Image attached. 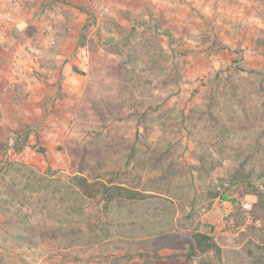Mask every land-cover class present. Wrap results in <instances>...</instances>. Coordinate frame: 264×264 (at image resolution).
<instances>
[{
    "label": "rangeland",
    "instance_id": "rangeland-1",
    "mask_svg": "<svg viewBox=\"0 0 264 264\" xmlns=\"http://www.w3.org/2000/svg\"><path fill=\"white\" fill-rule=\"evenodd\" d=\"M11 8L35 58L0 49V264H264V0Z\"/></svg>",
    "mask_w": 264,
    "mask_h": 264
},
{
    "label": "trees",
    "instance_id": "trees-1",
    "mask_svg": "<svg viewBox=\"0 0 264 264\" xmlns=\"http://www.w3.org/2000/svg\"><path fill=\"white\" fill-rule=\"evenodd\" d=\"M18 133H15V138L13 139V149L15 151H21L24 147L27 145V136H24L21 140V143L18 141ZM40 151H44V147H39ZM79 187L82 189L83 193L87 196H93V193H90V184L84 177H80L78 179ZM115 190L108 191L109 189H105L106 193H108L111 197H114L115 195L124 196L128 199H134L138 197V193L135 191H132L130 189H126L123 187H114ZM104 190V189H103ZM254 196L256 197V200L259 202H264V194L261 191H258L256 188L254 189ZM190 248L199 251L200 253L204 252H212L214 256L219 258L221 247L216 242V240L213 238V236L207 232V231H194L192 234V243L190 245ZM153 264H167L165 260H157ZM174 264H187L184 261H174Z\"/></svg>",
    "mask_w": 264,
    "mask_h": 264
},
{
    "label": "crops",
    "instance_id": "crops-1",
    "mask_svg": "<svg viewBox=\"0 0 264 264\" xmlns=\"http://www.w3.org/2000/svg\"><path fill=\"white\" fill-rule=\"evenodd\" d=\"M2 3L6 4V6L8 5L10 9L8 10L6 8L3 9L0 7V40H1L0 49L6 47L7 50H11L17 46L18 54L16 56L14 55L13 60L19 57V59L22 61L23 64L28 57L35 58L33 52L29 51V50L34 51V48H30L29 50L26 49L25 47L22 46V44H20V39H19V35L22 32L21 30L27 26V23L30 20L31 13L25 11L23 12L21 10H16V9L12 10L11 7H18V8L20 7L21 0H16L14 3L8 0L6 3L4 2ZM22 68H23L22 76H24L25 66L24 67L22 66Z\"/></svg>",
    "mask_w": 264,
    "mask_h": 264
},
{
    "label": "built area",
    "instance_id": "built-area-1",
    "mask_svg": "<svg viewBox=\"0 0 264 264\" xmlns=\"http://www.w3.org/2000/svg\"><path fill=\"white\" fill-rule=\"evenodd\" d=\"M12 3H14L16 0H10ZM53 26L48 21L42 23L41 27L39 28V40L44 45H49L54 42V36H53ZM1 44V40H0ZM12 69L20 73L22 72V61L18 58L12 60Z\"/></svg>",
    "mask_w": 264,
    "mask_h": 264
}]
</instances>
